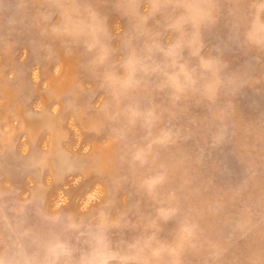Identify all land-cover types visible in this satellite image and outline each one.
Instances as JSON below:
<instances>
[{
	"label": "rangeland",
	"instance_id": "1",
	"mask_svg": "<svg viewBox=\"0 0 264 264\" xmlns=\"http://www.w3.org/2000/svg\"><path fill=\"white\" fill-rule=\"evenodd\" d=\"M0 264H264V0H0Z\"/></svg>",
	"mask_w": 264,
	"mask_h": 264
}]
</instances>
